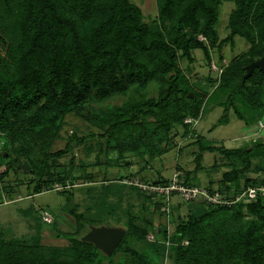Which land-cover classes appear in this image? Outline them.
Returning <instances> with one entry per match:
<instances>
[{"label":"trees","instance_id":"1","mask_svg":"<svg viewBox=\"0 0 264 264\" xmlns=\"http://www.w3.org/2000/svg\"><path fill=\"white\" fill-rule=\"evenodd\" d=\"M156 2L157 17L149 23L131 0H0V197L8 189L5 178L19 174L17 166L28 162L30 170L24 173L30 176L31 197L59 184L70 203L72 187L96 177L86 173L87 167L105 165L107 176L109 168L132 167L128 154L148 158L149 165L181 146L175 142L180 136L197 148V166L193 172L177 166L174 175L179 173L184 185L198 187L205 154L218 155L228 170L219 183L204 188L212 195L218 192L221 203L204 198L201 213L190 209L186 219L178 220L172 208L177 194L166 198L155 190L173 177L157 172V179H148L140 169L114 179L105 176L99 190L79 188L91 202L84 212L77 206L64 208L75 219L74 232H60L54 218L44 221L39 211L32 218L34 235L7 237L0 229V264H264V197L236 201L249 188L264 186V138L227 148L197 131L209 104L224 108L223 120L232 109L247 127L264 121V71L256 69L244 79L246 68L264 56V0ZM224 2L234 8L228 35L221 38L216 25ZM236 37L250 48L225 63L222 50L234 47ZM197 50L208 64L212 51L224 61L211 92L194 86L180 67L183 60L193 64ZM152 86L156 97L146 95ZM127 95L121 106L93 107ZM70 115L98 133H72L66 146L55 151ZM79 148L87 161L95 155L94 162L77 158ZM64 157H69L67 165L61 163ZM22 211L26 217L34 213ZM156 211L165 217V227L154 224ZM172 221L173 232L167 227ZM102 226L125 230L111 256L83 240L91 227ZM45 229L68 245H44ZM140 244L143 250L137 248Z\"/></svg>","mask_w":264,"mask_h":264},{"label":"rangeland","instance_id":"2","mask_svg":"<svg viewBox=\"0 0 264 264\" xmlns=\"http://www.w3.org/2000/svg\"><path fill=\"white\" fill-rule=\"evenodd\" d=\"M134 4L138 5L144 14V20L152 23L157 17V2L156 0H131ZM234 8V4L231 2H224L220 9L219 22L216 25V29L221 38H225L228 35L227 24L229 14ZM250 44L243 38H235V46L231 47L226 45L222 53L224 54L225 63H228L232 58L248 51ZM195 62L189 64L187 60H183L180 63V67L183 69L186 75L189 76L191 83L198 89H202L208 92L213 91L215 85L218 84L221 68L224 66V61L220 63L218 60V54L216 51H212V61L208 64L203 58V54L200 50L193 53ZM158 90L156 86H152L146 93L148 97H156ZM129 96H116L102 103H93L94 108H108L109 106H121ZM224 108L219 106H213L209 104L204 112L203 118L197 123V131L200 135L204 136L209 141H216L224 143L227 148L245 147L250 144L251 140L258 138H264V134L258 132L257 125L247 127L244 122L239 120L234 111L231 109L227 112V119L223 120ZM90 131L98 133L94 126L89 123L80 120L76 116H68L66 120V126L62 133L63 139L59 141L54 150L63 149L66 146L67 139L72 133H76L79 136L88 135ZM181 135V134H180ZM1 137H0V153H1ZM178 144L177 148H170L161 157H157L151 160L147 165V159L140 160L133 155L126 156L127 161L132 162L131 168H125L124 166H117L109 168V174H106V166L101 168L97 166L87 167L86 173L94 172L96 175L94 181L87 182L86 185L76 184L71 190H75L73 194V200L70 203L66 202V197L61 196L63 187L59 184L49 190L44 191L39 195L32 196V189L28 187L30 182V176L25 174L23 170H19V174L10 172L5 178L4 185L8 186L7 191L0 197V229H3L7 237L17 236V238L28 237L36 233V222L32 220L37 215V212H44L42 219L47 222L54 221L57 223L58 230L62 233L74 232L76 229L75 219L70 216L64 208L77 206L79 212H84L87 206L90 205V201L85 199V195L79 191V188H85L84 186H93L94 191L99 190L101 186V180L106 176L109 179L117 178L121 174L127 176L129 174L136 173L139 169L143 172L144 177L148 179H157L158 173L166 179L173 177L174 173L178 171L177 166L181 167L183 171L193 172L197 166L195 160V153L197 148L190 146V141H182L180 136L176 139ZM184 150L179 153V148ZM77 158L86 160L87 162H94L95 155H92L88 159L82 148L75 151ZM115 157V154L112 155ZM147 160V161H146ZM69 157L61 159V163L68 164ZM149 166V169L147 167ZM146 167V168H145ZM203 169L198 173V187L203 188L210 182L219 183L222 174L228 170L226 163L216 154L207 153L202 161ZM182 171V172H183ZM28 172V171H26ZM181 172V171H180ZM80 174V172H78ZM138 180V179H137ZM135 179L134 182H137ZM21 181V182H20ZM193 181V179H191ZM17 183H21L19 186ZM204 197L199 195L198 198L192 203H185L180 196H174L173 199V214L178 217V220L186 219L190 212L197 210L201 213L200 209L204 206L202 204ZM33 210V214L27 217L24 215V211ZM192 211H191V210ZM22 211V212H21ZM37 211V212H36ZM46 211V212H45ZM95 209L93 210V213ZM153 222L157 227H165L166 219L164 216L159 215L156 211ZM178 222V221H177ZM175 222H171L167 227L171 232L175 229ZM122 228V227H120ZM169 230V231H170ZM91 231V228H90ZM88 231L87 234L90 232ZM56 233L50 230L42 231V243L47 246L65 247L68 245L67 241L63 237L55 235ZM11 235V236H10ZM151 236V235H150ZM138 249L143 250L142 244L137 246ZM165 264V263H164ZM167 264V263H166ZM168 264H171L170 260Z\"/></svg>","mask_w":264,"mask_h":264},{"label":"built area","instance_id":"3","mask_svg":"<svg viewBox=\"0 0 264 264\" xmlns=\"http://www.w3.org/2000/svg\"><path fill=\"white\" fill-rule=\"evenodd\" d=\"M188 123L191 121L188 120ZM258 130H264V121H259L257 123ZM161 195H165L166 198H170L171 194L176 193L181 197L183 201H194L198 198L199 195H202L206 201L212 204L221 203L220 194L216 192L215 194H209L206 189L199 187H191L183 184V181L180 179V174L176 173L173 176L172 182L166 187L155 188ZM261 194L264 197V186L260 187H251L244 193L237 196L236 201L243 200L246 203H251L256 201L258 195ZM224 202V201H223ZM164 209H169V206L164 207ZM150 240L154 239V236H149Z\"/></svg>","mask_w":264,"mask_h":264},{"label":"water","instance_id":"4","mask_svg":"<svg viewBox=\"0 0 264 264\" xmlns=\"http://www.w3.org/2000/svg\"><path fill=\"white\" fill-rule=\"evenodd\" d=\"M256 69L264 71V56L252 62L247 68V73L244 79H248ZM193 97V94H189ZM18 170L29 171L30 167L28 162L19 164L17 166ZM125 236V230L123 228H113V227H91V231L83 237V240L88 243L94 244L98 249L103 251L106 255L111 256L121 241Z\"/></svg>","mask_w":264,"mask_h":264},{"label":"clouds","instance_id":"5","mask_svg":"<svg viewBox=\"0 0 264 264\" xmlns=\"http://www.w3.org/2000/svg\"><path fill=\"white\" fill-rule=\"evenodd\" d=\"M154 236V235H153Z\"/></svg>","mask_w":264,"mask_h":264}]
</instances>
